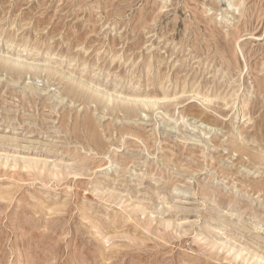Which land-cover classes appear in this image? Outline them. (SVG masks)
Wrapping results in <instances>:
<instances>
[{
    "label": "rangeland",
    "instance_id": "1",
    "mask_svg": "<svg viewBox=\"0 0 264 264\" xmlns=\"http://www.w3.org/2000/svg\"><path fill=\"white\" fill-rule=\"evenodd\" d=\"M0 58V264H264V0H0Z\"/></svg>",
    "mask_w": 264,
    "mask_h": 264
},
{
    "label": "bare ground",
    "instance_id": "2",
    "mask_svg": "<svg viewBox=\"0 0 264 264\" xmlns=\"http://www.w3.org/2000/svg\"><path fill=\"white\" fill-rule=\"evenodd\" d=\"M222 58H223V57H222ZM222 58H221V59H222ZM0 59H1L2 61H5V62L10 63L11 67H10V65H9V66L7 65L8 67L6 66L7 68L10 67V68L8 69V70H10V71H13V69H12L13 67L18 68V69H19L18 72H20V71L22 72L23 70L26 69V67H25L24 65L19 64L18 62H9V61L7 60V58H0ZM221 62H222V63H223V62L225 63V59H223ZM226 62H227V61H226ZM2 63H3V62H2ZM227 63H228V62H227ZM225 65L227 66L226 63H225ZM26 66H27V65H26ZM229 66H230V65H229ZM7 68H5V69L7 70ZM31 68H32V67H31ZM8 70H7V71H8ZM23 73H24V72H23ZM44 73H45V71H44ZM48 73H49V72H48ZM19 74H21V73H19ZM221 74H222V73H221ZM48 75H50V73H49ZM65 76H66V75H65ZM65 76H64V78H65ZM62 79H63V78H62ZM67 80H68V82H67ZM67 80H66V83H68L69 85L72 86L74 83H75V85H77V84H76L77 82H74V81L71 80L69 77H67ZM63 81H64V79H63ZM72 83H73V84H72ZM68 84H67V85H68ZM67 85H66V87H68ZM73 87H74V86H73ZM73 87H71V91H72V89H73V90H76V88H75L76 86H75L74 88H73ZM257 87H258V86H257ZM69 88H70V87H69ZM86 88H87V87H86ZM252 89H253V88H252ZM76 91H78V90H76ZM76 91H75V92H76ZM66 92H70V91H66ZM73 92H74V91H73ZM75 92H74V93H75ZM79 92H81V91H79ZM82 92H83V91H82ZM82 92H81V93H82ZM257 92H258V91H257ZM71 93H72V92H71ZM253 93H254V92H253ZM78 94H79V93H78ZM83 94H84V93H83ZM83 94H82V95H83ZM96 95H97V94H96ZM98 97H99V96H98ZM93 98H95V97H93ZM146 99H147V98H146ZM151 99H152V98H151ZM141 101H142V103H144V105H143L144 107H149V105H148L147 103H149L150 100H149V102H148V101H147V102H143V100H141ZM139 103H141V102H139ZM132 105H133V104H132ZM154 106H155V104L151 105V107H154ZM131 107H132V106H131ZM149 108H150V107H149ZM128 110H129V109H128ZM137 111H139V106H138L137 109L133 110L132 113H136ZM127 112H130V113H131V111H127Z\"/></svg>",
    "mask_w": 264,
    "mask_h": 264
}]
</instances>
